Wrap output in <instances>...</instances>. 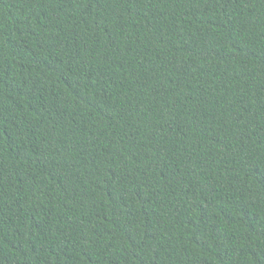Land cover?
I'll use <instances>...</instances> for the list:
<instances>
[{"label": "trees", "instance_id": "16d2710c", "mask_svg": "<svg viewBox=\"0 0 264 264\" xmlns=\"http://www.w3.org/2000/svg\"><path fill=\"white\" fill-rule=\"evenodd\" d=\"M0 264H264V0H0Z\"/></svg>", "mask_w": 264, "mask_h": 264}]
</instances>
